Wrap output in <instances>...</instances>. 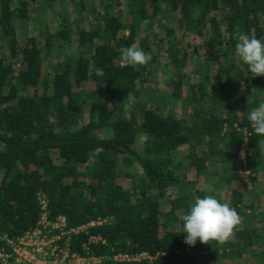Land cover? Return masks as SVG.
<instances>
[{"label":"trees","instance_id":"obj_1","mask_svg":"<svg viewBox=\"0 0 264 264\" xmlns=\"http://www.w3.org/2000/svg\"><path fill=\"white\" fill-rule=\"evenodd\" d=\"M38 1L0 0V245L44 213L68 229L101 220L70 237L81 255L90 236L101 238L89 245L100 264H228L245 255L264 264V137L247 119L263 101L264 77L241 67L233 38L264 39V0H58L55 8L46 0L56 20L51 30L42 18L37 37L28 21ZM84 13L92 21L81 26ZM184 34L198 49L180 47ZM137 42L150 62L121 66L122 49ZM161 54L167 92L151 88ZM176 101L188 115L176 114ZM190 172L225 187L240 217L223 245L189 246L177 229L190 202L209 194ZM142 253L151 259L112 258Z\"/></svg>","mask_w":264,"mask_h":264},{"label":"clouds","instance_id":"obj_2","mask_svg":"<svg viewBox=\"0 0 264 264\" xmlns=\"http://www.w3.org/2000/svg\"><path fill=\"white\" fill-rule=\"evenodd\" d=\"M235 43V58L246 66L251 77H264V39L237 32L233 37ZM151 60L150 53L139 47L138 42L122 49L121 66L147 65ZM95 67V65H94ZM98 76L103 75V69L95 67ZM250 126L256 136L264 137V102L253 108L247 116ZM243 157V153L241 154ZM202 192L211 193L213 187L205 184ZM182 225H177L180 233H185L184 242L194 246L197 241L208 245L216 242L220 245L227 243L234 234V229L241 223L237 211L226 202H220L214 195L196 197L190 202L186 214L180 216Z\"/></svg>","mask_w":264,"mask_h":264},{"label":"built area","instance_id":"obj_3","mask_svg":"<svg viewBox=\"0 0 264 264\" xmlns=\"http://www.w3.org/2000/svg\"><path fill=\"white\" fill-rule=\"evenodd\" d=\"M42 209L45 202L40 199ZM101 220L91 221L76 228H66L63 218L48 221L42 213L36 226L26 231L15 240L2 237L4 245H0V264H100L102 257L90 253L89 245L104 243L95 236H90L83 247L85 255L70 250V237L77 233L87 234L88 227L101 224ZM115 261L134 262L151 258L142 253L129 256L127 254L113 255Z\"/></svg>","mask_w":264,"mask_h":264},{"label":"rangeland","instance_id":"obj_4","mask_svg":"<svg viewBox=\"0 0 264 264\" xmlns=\"http://www.w3.org/2000/svg\"><path fill=\"white\" fill-rule=\"evenodd\" d=\"M37 4H39L40 7L35 5L34 9L31 11V17L28 21V32H30V34L38 37L40 20L42 18L44 20H46V18H47L48 22H50V24H51V30H53V26H54L53 24H54L56 18L52 15V12L50 9L51 7L48 8L46 6V0H39L37 2ZM58 4H59L58 0H56V2L54 1L53 5H52L53 8L58 7ZM123 9H124V6H123L122 10ZM84 14H85V19L82 20L81 26H86L87 24H89L88 22L92 21L90 16L88 17L86 15V13H84ZM155 32L156 33L159 32L157 25H155ZM198 45H199V39L196 36L189 35V34L182 35L181 40H180V47L183 48L184 50H186L187 52L191 53L194 48L198 49ZM12 64L14 65V68H18L17 61H12ZM168 76H169V68L167 67V59L165 58V55L161 54V59L159 61V64H157V70H156L154 80L152 81L151 88H156L160 91H166L167 92L169 89L165 85V80ZM261 98L263 99L262 102H264V96H262ZM172 105H173V108H174V110L178 116L188 115L187 113L189 111L187 109L182 108L181 102L176 101L175 103H172ZM85 118H86L85 115H83V116H81L80 120L83 121V120H85ZM182 151H185V149H182ZM242 153L244 155V150L241 151V154ZM188 177L190 180L196 181V190L202 192L201 188L205 185L204 178L203 177L196 178L192 172L189 173ZM259 178L261 179V181L264 182V174L259 176ZM211 179L215 180L216 176H212ZM124 186L127 187V184H125ZM248 187H249V185H248ZM213 194L219 195V197H220L219 201L220 202H222V203L226 202L229 204V197L227 195V190L225 187H220L219 189H214ZM168 195L175 196L176 191L171 189V190H169ZM208 195H212V193H209ZM258 210H260V209H258ZM237 227H240V224ZM228 264H251V261H250V258L247 255H245L241 259L233 261V262H229Z\"/></svg>","mask_w":264,"mask_h":264}]
</instances>
